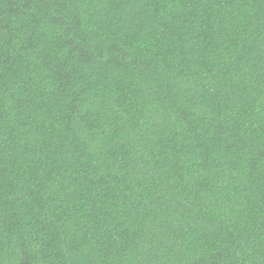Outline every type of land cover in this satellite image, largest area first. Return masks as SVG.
Wrapping results in <instances>:
<instances>
[{"label":"trees","instance_id":"1","mask_svg":"<svg viewBox=\"0 0 264 264\" xmlns=\"http://www.w3.org/2000/svg\"><path fill=\"white\" fill-rule=\"evenodd\" d=\"M0 264H264V0H0Z\"/></svg>","mask_w":264,"mask_h":264}]
</instances>
